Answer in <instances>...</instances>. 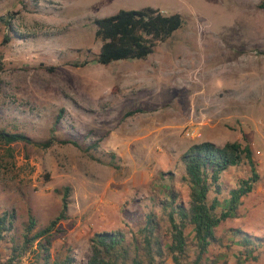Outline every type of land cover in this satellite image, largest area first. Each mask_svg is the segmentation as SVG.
Listing matches in <instances>:
<instances>
[{
	"label": "rangeland",
	"instance_id": "1",
	"mask_svg": "<svg viewBox=\"0 0 264 264\" xmlns=\"http://www.w3.org/2000/svg\"><path fill=\"white\" fill-rule=\"evenodd\" d=\"M263 1L0 0V128L54 138L46 148L0 143V216L13 215L7 239L21 237L29 216L48 224L67 186L68 217L57 223L50 253L70 249L73 264H86L94 233L129 234L168 183L188 201L180 156L191 145L247 140L259 181L202 260L264 264ZM147 6L178 13L181 27L146 59L96 62L94 20ZM248 174L237 166L222 180L229 186ZM230 228L260 237L258 250L243 259ZM8 245L0 242L1 258Z\"/></svg>",
	"mask_w": 264,
	"mask_h": 264
},
{
	"label": "trees",
	"instance_id": "2",
	"mask_svg": "<svg viewBox=\"0 0 264 264\" xmlns=\"http://www.w3.org/2000/svg\"><path fill=\"white\" fill-rule=\"evenodd\" d=\"M259 7L264 8V1ZM94 23L95 36L101 41L95 60L106 65L122 59H146L161 41L181 27L182 19L178 13L166 14L147 6L120 9L112 15L96 18ZM17 141L46 148L54 143V138L34 141L23 132L0 128V143ZM59 142L78 146L77 141L71 138ZM180 161L184 167L181 179L187 188L188 201L179 200L168 183L165 188L167 194L153 200L154 205L146 214L144 223L129 234L123 231L94 233L90 238L91 252L86 264H215L214 260L203 261V254L210 244L222 242L217 229L234 216L240 199L250 193L259 181L252 148L247 140L228 141L223 145L202 141L191 145L180 156ZM243 165L249 168L245 178L237 179L229 186L224 183V172ZM61 193L58 214L41 227H37L36 219L29 216L18 239L13 236L7 239L13 215L4 212L0 216V242L9 243L5 257H0V264H16L28 251L33 253L30 264H73L74 256L70 249L62 256L50 253V237L57 230V223L68 217L69 187L65 186ZM229 232L231 242L238 245V254L243 259L257 251L262 241L239 228H230ZM34 243L36 247L32 249ZM190 247L195 248L193 258Z\"/></svg>",
	"mask_w": 264,
	"mask_h": 264
}]
</instances>
